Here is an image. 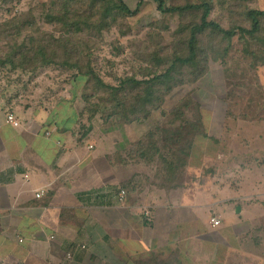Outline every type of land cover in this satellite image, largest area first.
Segmentation results:
<instances>
[{"label":"rangeland","instance_id":"rangeland-1","mask_svg":"<svg viewBox=\"0 0 264 264\" xmlns=\"http://www.w3.org/2000/svg\"><path fill=\"white\" fill-rule=\"evenodd\" d=\"M57 1L59 3L53 6L60 10L54 13V17H60L59 22H48L46 11L52 10V0H0V25L11 22L20 12L34 9L33 26L46 31L48 42L62 36L66 39L77 38L78 52L82 55L80 65L84 71H94L98 78L113 87H118L127 77L144 80L153 76L154 71L163 72L167 67L165 58H172L177 51H184V45L176 43L175 39L182 19L178 15L162 13L157 0H143L141 6L139 0H126L134 14L117 15L116 19H108L107 24L94 18L93 28H86L89 24L86 17L102 12L100 6L93 7L89 0H78L77 4L72 0ZM173 1L163 0L167 7ZM184 1L175 0L176 3ZM228 3L226 0H214L211 15L225 28H230V21L233 20ZM257 5L264 7V0H257ZM73 18L85 29L78 34H65L63 22L72 24ZM16 27V23H9L4 32L14 39ZM5 42V38L0 40V50ZM60 45L61 53H66L65 48L71 47L66 41L60 42ZM224 46L222 44V49ZM228 48L227 53L220 51L219 60L214 59L216 53H209L208 70L202 77L175 87L162 98L158 104L160 107L154 108L150 116L140 114L139 119L132 122H125L117 115L121 105L117 94L113 90L106 93L97 90L96 79L80 76L79 68L72 67L76 66L74 60H69V63L61 60L59 64L44 66L35 72L0 64V98L5 99L9 108L7 112L20 116L23 127L32 121H27L24 116L35 111L54 110L68 124H75L73 135H97L103 138L92 139L87 142L88 146L92 144L107 150L109 139L112 138V144L116 141V155L112 157L116 160L122 180L121 189L127 191L126 198L131 200H138L144 190H157V164L148 166L145 160L136 162L135 153L129 151L146 135L158 132L166 119L165 113H171L177 106L189 101V115L197 116L200 111L206 135L216 140H203L197 147L191 177L203 175L213 165L228 162L230 171L227 172V181L230 180L236 187L243 176H252L249 172L257 166L259 159L260 163L264 160V156L259 158L251 152L244 155L237 152L242 139L247 142L244 148L251 149L252 135H264V67L252 66V58L245 53L240 38H234ZM181 53L186 55L188 52ZM157 58L162 64L159 67L154 65ZM87 97H90L89 101ZM101 97L105 100L102 101ZM90 116L93 117L90 119ZM120 135H130L131 141L127 138L125 144ZM210 148H214V158L205 156ZM243 164L249 169L248 172L245 169L244 174L241 169ZM224 171L223 168L216 178H223ZM261 206L249 205L245 210L246 218H240L236 227L232 225L230 228L228 243L216 238L207 259L202 258L191 264H264V219L253 218L254 215L263 217L264 206Z\"/></svg>","mask_w":264,"mask_h":264},{"label":"crops","instance_id":"crops-1","mask_svg":"<svg viewBox=\"0 0 264 264\" xmlns=\"http://www.w3.org/2000/svg\"><path fill=\"white\" fill-rule=\"evenodd\" d=\"M7 109L0 98V264H191L212 253L216 238L228 243L249 205L264 206V160L236 187L227 181L228 162L191 177L197 147L213 142L211 135L196 137L183 187L156 186L138 200H120L116 141L109 137L107 150L88 146L103 138L73 135L75 124L54 110L32 112L25 127L13 126ZM252 136V148L242 139L237 152L260 158L264 135ZM213 149L205 156H215Z\"/></svg>","mask_w":264,"mask_h":264},{"label":"trees","instance_id":"trees-1","mask_svg":"<svg viewBox=\"0 0 264 264\" xmlns=\"http://www.w3.org/2000/svg\"><path fill=\"white\" fill-rule=\"evenodd\" d=\"M89 1L93 3V7L100 6L103 11L87 16L89 24L86 28H93L94 18H99L98 20L107 24L108 19H116L117 15L134 14L126 0ZM142 1H138L140 6ZM157 1L162 13L178 15L182 19L175 39L176 43L184 45L185 48L184 51H177L172 58H165L167 67L164 71L160 73L154 71L153 76L147 79L127 77L118 87H113L98 78L94 71H84V67L80 65L82 55L78 52L77 38L66 39L67 37L62 36L48 42L46 31H40L33 26L34 9L20 12L11 22L0 25V40L6 39L5 45L0 50L2 54L0 64H10L13 69L35 72L41 67L59 64L61 60L64 63L74 60L76 66L72 67L79 68L80 76L96 79L97 90L104 93L113 90L117 94V99L121 102L117 115L124 118L125 122L139 119L140 114H145V117L150 116L154 108L160 107L158 104L162 98L175 87L202 77L208 70L209 53H216L214 59L219 60L220 51L227 53L229 43L236 37L244 43V51L252 58V66L264 67V7L258 6L257 0H226V3L229 2L227 5L233 19L230 21V28H225L220 21L211 18L215 7L214 0H185L182 3H176L174 0L168 7L162 0ZM77 2L78 0H72L74 4ZM56 3L59 2L52 0L50 6L52 10L46 11L48 22H59L60 17H54V13L60 10L53 6ZM74 20L75 18L71 19L72 24L63 22L66 27L65 34H78L84 31L85 28ZM9 23L17 24V34L13 35L14 39L12 35L4 32ZM63 41L71 46L65 48L66 53L60 51L62 47L60 42ZM222 44H225L224 49ZM181 52L188 53L185 55ZM154 65L159 67L162 64L157 58ZM262 95L264 98V93ZM100 99L105 100L104 97ZM87 100L89 101L90 97H87ZM190 111V102L185 101L171 113H165L166 119L161 123L158 132L146 135V138L136 142L134 148L129 151L135 153L136 162L141 163L145 160L148 166L157 164L155 179L158 188L170 191L184 186L186 168L195 139L198 135L207 134L201 112L199 111L195 116V114L189 115ZM92 117L90 116V119Z\"/></svg>","mask_w":264,"mask_h":264},{"label":"built area","instance_id":"built-area-1","mask_svg":"<svg viewBox=\"0 0 264 264\" xmlns=\"http://www.w3.org/2000/svg\"><path fill=\"white\" fill-rule=\"evenodd\" d=\"M163 1V0H162ZM7 122L12 124L13 126H20L21 125V120L18 116H16L14 113H10L7 117ZM126 190L125 189H121L119 192H117V195L119 197L120 200H124L126 197ZM38 197L40 196V194L37 195ZM212 222L216 223L217 220L216 218L212 219ZM82 248H85V245L81 246ZM72 253L68 254V258H72Z\"/></svg>","mask_w":264,"mask_h":264}]
</instances>
